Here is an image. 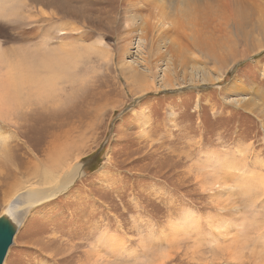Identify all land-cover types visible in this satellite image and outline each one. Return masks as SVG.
<instances>
[{
  "label": "rangeland",
  "instance_id": "rangeland-1",
  "mask_svg": "<svg viewBox=\"0 0 264 264\" xmlns=\"http://www.w3.org/2000/svg\"><path fill=\"white\" fill-rule=\"evenodd\" d=\"M213 1L0 0V72L45 61L57 79L0 122L17 172L0 175V216L80 167L17 210L4 264H264V0H242L238 24L210 19ZM187 8L210 19L206 51Z\"/></svg>",
  "mask_w": 264,
  "mask_h": 264
},
{
  "label": "bare ground",
  "instance_id": "bare-ground-1",
  "mask_svg": "<svg viewBox=\"0 0 264 264\" xmlns=\"http://www.w3.org/2000/svg\"><path fill=\"white\" fill-rule=\"evenodd\" d=\"M237 1H239V2H237ZM237 1L236 0H214L213 6L212 5L208 6V8L212 9L211 14H210L212 16L209 15L210 19L214 17L213 19H215L217 22L219 21L220 24H228V23L229 24L230 23L238 24V22H236V20H234L233 17L236 15V9L238 8L239 3L242 4V0H237ZM244 4H246V3H244ZM171 9L172 10H170L169 7H163L164 13H166V15H168V11H169V14L174 12L172 5H171ZM191 9L192 8H187L182 13L183 16L188 18V22H187L188 27L186 30L188 32L187 35L191 39L195 40L194 32L195 31L198 32L199 30L203 31L201 33L200 40L198 41V45L201 46L203 49H205L204 51H206L207 49H209L208 43H207V40H209L207 27L209 26L210 19L207 18L206 13L204 12L205 17H203L201 19V20H204V22H202L200 20L201 23H199V19L202 16L199 17V19H198L196 17L197 14H194V11ZM208 13H210V12H208ZM192 16L195 18H192ZM145 62H146V60H145ZM44 63H45V61H41V66H39V67L42 68ZM39 67H34V68L26 67L28 69H21L20 68V70H21L20 72H17L16 68H13V70H12L10 67V69H11L10 72L9 71H6V72L1 71L0 72V122L2 121L6 124L12 123L15 118L18 119L17 116L20 113V109L21 110H23V109L30 110L33 107V106H31V108L24 107L26 105V103L29 101L28 100L25 101L23 99V97H25V96L22 97L23 94H26V99H27V97H30V99L36 98V101H37L36 103L42 102L40 99L51 98L53 96L54 84H55V81H57V79L54 76L53 77L55 79L53 77L49 78L50 70L48 67L45 69H47L49 73H46L44 75V77H43V75L42 76L39 75V72H38ZM58 69H60V68H58ZM25 70H26V72H25ZM39 71H40V69H39ZM55 74H56V71H55ZM58 74H59V72H58ZM29 77H30V79H29ZM135 77L138 78L137 75ZM24 82H26V84H29L27 86L30 88H28L27 91H26V89L22 88L24 85ZM18 100H19V102H18ZM32 103H30V104H32ZM3 124H0V175H3V176L5 175L7 177V179H10L11 183H13V182L16 183L15 182L16 181L15 178L17 175L16 169H12V166H9L7 163L2 162L3 159H1V157H3V155H4V151L6 150V148L9 145L8 142H9L10 138L8 137L7 132H9V134H12L9 131L8 127H6L7 131L3 132V129L5 128V126ZM12 124H14V123H12ZM12 126H14V125H12ZM51 164H52V166L49 169H46L42 173L41 177L43 180H49V181L54 180V178L52 177V176H54V174L52 173V169L61 167L60 162L55 161L54 158L51 159ZM79 168L80 167L72 168V170H70L69 172H64V176H62L61 179L54 181L50 185H47V184H44L41 186L30 185V186H27V187H24V188H21V189H18L17 191H15L12 194V195H14V198L12 197V195L9 196V198L12 197L11 198L12 201L6 207V209L4 210V213L0 216V223L2 225L5 224V225H8L11 228H13L14 234H15L16 233V225H17L16 224L17 210L21 208L22 211H27V213H30V210L32 207H33V209H36V208L48 203L49 201L53 200L54 198L62 195L66 190H68L73 185L76 178L79 176V174H80ZM12 178H13V180H12ZM1 188H2L1 190L4 189L3 187H1ZM221 228H223V227H221L220 224L215 226L216 231L218 229H221ZM215 234L217 236V232H215ZM221 235H222V233H221ZM217 237L220 238V236H217ZM223 237H224V235H223Z\"/></svg>",
  "mask_w": 264,
  "mask_h": 264
},
{
  "label": "water",
  "instance_id": "water-1",
  "mask_svg": "<svg viewBox=\"0 0 264 264\" xmlns=\"http://www.w3.org/2000/svg\"><path fill=\"white\" fill-rule=\"evenodd\" d=\"M14 236L13 228L0 223V264H4L8 251L13 244Z\"/></svg>",
  "mask_w": 264,
  "mask_h": 264
},
{
  "label": "trees",
  "instance_id": "trees-1",
  "mask_svg": "<svg viewBox=\"0 0 264 264\" xmlns=\"http://www.w3.org/2000/svg\"><path fill=\"white\" fill-rule=\"evenodd\" d=\"M103 154H104V150H102V151L97 155L96 160L98 161L99 158H100L101 156L103 157Z\"/></svg>",
  "mask_w": 264,
  "mask_h": 264
}]
</instances>
